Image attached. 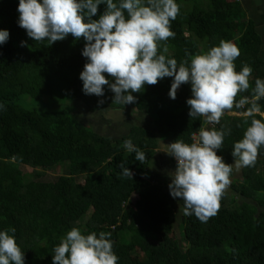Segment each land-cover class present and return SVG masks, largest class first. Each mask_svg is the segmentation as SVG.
Wrapping results in <instances>:
<instances>
[{
    "label": "trees",
    "instance_id": "1",
    "mask_svg": "<svg viewBox=\"0 0 264 264\" xmlns=\"http://www.w3.org/2000/svg\"><path fill=\"white\" fill-rule=\"evenodd\" d=\"M18 2L0 0V29L9 31L0 45V229L15 227L25 264H52L54 246L72 227L85 234L110 232L117 264H264V154L243 168L207 222L184 215L183 201L171 197L168 184H152L145 176L160 139L190 144L205 123L202 116H189L190 84H182L171 99L173 78L164 77L132 93L136 100L127 105L112 102L107 86L103 97L85 95L79 78L86 62L83 38L69 34L51 45L32 40L17 24ZM177 3L180 11L171 21L176 35L161 42L158 52L166 43L164 54L179 64L221 40L233 41L240 49L235 70L244 64L253 69L249 89L236 98H251L255 79H264L262 41L240 3ZM74 100L89 114L129 108L149 119L151 128L133 126L117 138L101 134L73 115ZM259 103L264 110V98ZM220 124L231 133L217 155L233 163V144L247 125L229 115ZM220 124L214 127L219 130ZM127 139L145 153V160L136 161L135 153L123 147ZM64 162L68 175L54 182L27 181L22 171L48 170ZM122 163L132 177L122 175ZM177 204L181 239L174 229Z\"/></svg>",
    "mask_w": 264,
    "mask_h": 264
},
{
    "label": "clouds",
    "instance_id": "2",
    "mask_svg": "<svg viewBox=\"0 0 264 264\" xmlns=\"http://www.w3.org/2000/svg\"><path fill=\"white\" fill-rule=\"evenodd\" d=\"M101 5L104 10L97 16ZM16 10L18 26L34 41L47 40L51 45L69 34L77 40L83 38L86 62L79 78L85 95L103 97L107 86L114 94L112 102L127 105L136 100L132 93L172 77L171 99L176 98L182 84H190L191 97L186 103L191 118L203 116L214 126L229 115L247 125L243 137L233 144V163L217 155L225 136L231 133L223 124L219 130L201 127L198 139L194 133L190 144L180 139L169 144L161 141L163 148L157 152L163 151L176 161V168L168 173V188L173 199L183 201L184 215L207 222L217 213L233 170L253 166L264 154V110L259 103L264 98V79H255L251 98H236L249 89L253 69L244 64L235 70L240 49L233 41L221 40L179 64L164 54L168 52L166 43L158 52L161 42L176 35L171 21L180 11L177 0H19ZM8 39L9 31L0 29V45ZM3 107L0 103V109ZM123 147L135 153L136 161L145 160V153L131 139L125 140ZM120 167L122 175L132 177L131 169L123 163ZM15 232V227L0 229V264H25ZM110 236V232L85 234L72 227L54 246L52 264H117L119 257Z\"/></svg>",
    "mask_w": 264,
    "mask_h": 264
},
{
    "label": "rangeland",
    "instance_id": "3",
    "mask_svg": "<svg viewBox=\"0 0 264 264\" xmlns=\"http://www.w3.org/2000/svg\"><path fill=\"white\" fill-rule=\"evenodd\" d=\"M203 3H206L207 0H202ZM264 51V49H262ZM262 51L261 56L264 59V52ZM74 111L73 115L77 118L78 121H80L83 124L92 126L97 132H100L104 135H110L113 138L119 137V135L111 125L116 124L114 119H117L122 123V127L124 128L122 132L125 133L130 128L129 125L138 126L137 124H142V126L149 127V119H146L145 116L138 113L137 111L131 110L129 108L126 109H112L108 107L104 111L97 112L94 114H89L85 111L84 106L82 103L78 100H74ZM110 120V121H109ZM141 120H143L145 123H143ZM109 123V124H108ZM114 131V133H112ZM68 163L64 162L61 164L55 165L53 168L48 170H40V169H32L29 167H22L23 174L25 175V179L27 181H43V182H54L56 181L60 176H67L68 175ZM240 172L236 174L234 179L240 178ZM81 179V178H80ZM178 200V199H177ZM178 203V202H177ZM87 219V216L84 218L83 221ZM175 233L179 239L181 236V212H180V206L177 204L176 207V222H175Z\"/></svg>",
    "mask_w": 264,
    "mask_h": 264
},
{
    "label": "crops",
    "instance_id": "4",
    "mask_svg": "<svg viewBox=\"0 0 264 264\" xmlns=\"http://www.w3.org/2000/svg\"><path fill=\"white\" fill-rule=\"evenodd\" d=\"M237 1L245 10L247 19H250L255 23L256 31L260 35L262 41V45H261V53H262L263 51L262 49H264V0H237ZM114 121L116 122V124L114 123V125L111 126L112 128L116 129L115 131L118 134H120L121 132L119 137L126 134L122 132L123 130H125L124 128L122 129L119 128L122 127V123L120 122L121 119L120 121L114 119ZM141 121L145 123L143 120ZM137 125L141 126L142 124H137ZM129 127L131 128L132 126L129 125ZM112 133H114V131ZM161 141L164 144H169L172 142L170 139L168 140L160 139L158 141V146L155 150L154 156L149 164V167L147 168L146 176H145V179L152 184H156V183L169 184L170 176L168 175V173L176 168V164L172 156L164 153L163 151L157 152L159 150H162L163 148ZM242 170L243 168H241L239 171H236L235 169L233 170V173L230 176L231 183L229 187L225 190L226 193L232 192L230 186L233 183V181L236 180L234 179V177L236 176V174H238V172H240L241 174L240 177H241Z\"/></svg>",
    "mask_w": 264,
    "mask_h": 264
},
{
    "label": "built area",
    "instance_id": "5",
    "mask_svg": "<svg viewBox=\"0 0 264 264\" xmlns=\"http://www.w3.org/2000/svg\"><path fill=\"white\" fill-rule=\"evenodd\" d=\"M203 117V116H202ZM204 118V117H203ZM205 119V118H204ZM201 127H205V128H211V127H214L213 125H208L206 122L201 126ZM199 132V131H198ZM198 132H196L195 134H197L196 135V139H198ZM191 139H192V142H194V136L192 135L191 136ZM174 162H175V164H176V161H175V159H174Z\"/></svg>",
    "mask_w": 264,
    "mask_h": 264
}]
</instances>
